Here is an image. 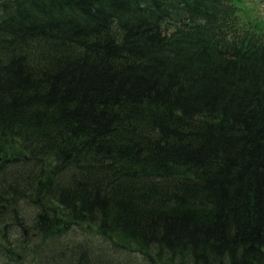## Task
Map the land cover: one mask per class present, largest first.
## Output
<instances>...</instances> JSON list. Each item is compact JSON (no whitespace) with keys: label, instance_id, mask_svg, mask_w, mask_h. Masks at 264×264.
<instances>
[{"label":"trees","instance_id":"16d2710c","mask_svg":"<svg viewBox=\"0 0 264 264\" xmlns=\"http://www.w3.org/2000/svg\"><path fill=\"white\" fill-rule=\"evenodd\" d=\"M244 1L0 0V264H264Z\"/></svg>","mask_w":264,"mask_h":264},{"label":"rangeland","instance_id":"374dc122","mask_svg":"<svg viewBox=\"0 0 264 264\" xmlns=\"http://www.w3.org/2000/svg\"><path fill=\"white\" fill-rule=\"evenodd\" d=\"M242 12L246 20L256 22L258 31H264V0H245L241 4Z\"/></svg>","mask_w":264,"mask_h":264}]
</instances>
